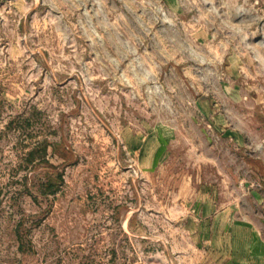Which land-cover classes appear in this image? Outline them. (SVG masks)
Wrapping results in <instances>:
<instances>
[{
  "label": "rangeland",
  "instance_id": "1",
  "mask_svg": "<svg viewBox=\"0 0 264 264\" xmlns=\"http://www.w3.org/2000/svg\"><path fill=\"white\" fill-rule=\"evenodd\" d=\"M0 264H264V0H0Z\"/></svg>",
  "mask_w": 264,
  "mask_h": 264
},
{
  "label": "trees",
  "instance_id": "2",
  "mask_svg": "<svg viewBox=\"0 0 264 264\" xmlns=\"http://www.w3.org/2000/svg\"><path fill=\"white\" fill-rule=\"evenodd\" d=\"M35 151H37V150H35ZM29 154H30V155H31V154H33V151H30V153H29ZM31 156H32V155H31Z\"/></svg>",
  "mask_w": 264,
  "mask_h": 264
}]
</instances>
